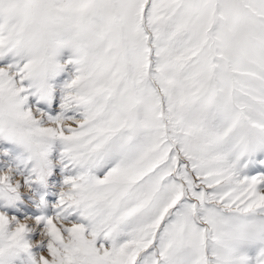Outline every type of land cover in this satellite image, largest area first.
Returning <instances> with one entry per match:
<instances>
[{
    "label": "snow or ice",
    "instance_id": "1",
    "mask_svg": "<svg viewBox=\"0 0 264 264\" xmlns=\"http://www.w3.org/2000/svg\"><path fill=\"white\" fill-rule=\"evenodd\" d=\"M0 264H264V0H0Z\"/></svg>",
    "mask_w": 264,
    "mask_h": 264
}]
</instances>
